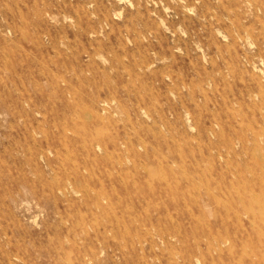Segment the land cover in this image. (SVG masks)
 <instances>
[{"label":"rangeland","instance_id":"374dc122","mask_svg":"<svg viewBox=\"0 0 264 264\" xmlns=\"http://www.w3.org/2000/svg\"><path fill=\"white\" fill-rule=\"evenodd\" d=\"M0 264H264V0H0Z\"/></svg>","mask_w":264,"mask_h":264},{"label":"bare ground","instance_id":"6f19581e","mask_svg":"<svg viewBox=\"0 0 264 264\" xmlns=\"http://www.w3.org/2000/svg\"><path fill=\"white\" fill-rule=\"evenodd\" d=\"M22 15V14H21Z\"/></svg>","mask_w":264,"mask_h":264}]
</instances>
